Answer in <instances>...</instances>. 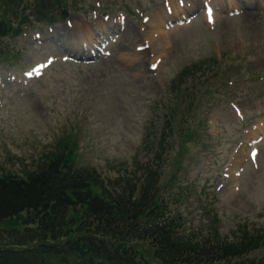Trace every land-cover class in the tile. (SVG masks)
I'll return each instance as SVG.
<instances>
[{"label": "rangeland", "instance_id": "1", "mask_svg": "<svg viewBox=\"0 0 264 264\" xmlns=\"http://www.w3.org/2000/svg\"><path fill=\"white\" fill-rule=\"evenodd\" d=\"M54 1L2 42L0 168L23 176L74 134L77 164L122 184L152 156L170 109L177 131L161 181L178 187L186 231L239 239L264 229V0H210L212 27L207 0ZM169 3L166 39L155 41L150 21ZM253 256L264 264V247Z\"/></svg>", "mask_w": 264, "mask_h": 264}, {"label": "trees", "instance_id": "2", "mask_svg": "<svg viewBox=\"0 0 264 264\" xmlns=\"http://www.w3.org/2000/svg\"><path fill=\"white\" fill-rule=\"evenodd\" d=\"M20 2L2 0L0 42L22 34L29 22L31 4ZM33 5L37 17H48L44 3ZM173 116L170 109L164 114L139 176L122 184L77 164L74 134L61 137L23 176L0 168V264H255L247 256L264 246V229L229 239L214 226L211 235L197 237L186 231L184 214L172 209L178 197L161 174L177 131Z\"/></svg>", "mask_w": 264, "mask_h": 264}, {"label": "bare ground", "instance_id": "3", "mask_svg": "<svg viewBox=\"0 0 264 264\" xmlns=\"http://www.w3.org/2000/svg\"><path fill=\"white\" fill-rule=\"evenodd\" d=\"M223 3H224V1L221 0L220 1V4H221L220 7L222 6ZM187 4H188L187 1L183 2V9H184V6L187 5ZM263 4H264V1H263ZM170 6H171L173 11L176 10L171 4H170ZM210 6L213 7L211 4H210ZM211 7H209V8H211ZM165 8L161 9V10H158V11H155L154 14H153L154 21L153 20L150 21V31H151L150 37H151V39H155V41H164L166 39V37L164 35L165 34L164 27H161L162 22H163V18H164L165 14H166V9ZM211 14L213 16V21H214L213 24H214L218 20L219 16L215 12H213V10H212ZM74 28L78 29L77 26H75Z\"/></svg>", "mask_w": 264, "mask_h": 264}]
</instances>
